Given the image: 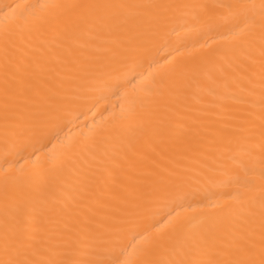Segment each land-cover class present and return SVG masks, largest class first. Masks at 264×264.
Returning a JSON list of instances; mask_svg holds the SVG:
<instances>
[{
    "label": "snow or ice",
    "instance_id": "obj_1",
    "mask_svg": "<svg viewBox=\"0 0 264 264\" xmlns=\"http://www.w3.org/2000/svg\"><path fill=\"white\" fill-rule=\"evenodd\" d=\"M6 8L0 264H264V0ZM181 30L224 46L152 71L154 47ZM121 89L104 127L61 140L74 112ZM53 140L58 155L16 166ZM214 188L228 191L200 219L143 227L159 204Z\"/></svg>",
    "mask_w": 264,
    "mask_h": 264
},
{
    "label": "bare ground",
    "instance_id": "obj_2",
    "mask_svg": "<svg viewBox=\"0 0 264 264\" xmlns=\"http://www.w3.org/2000/svg\"><path fill=\"white\" fill-rule=\"evenodd\" d=\"M41 0H0V9L8 11L7 5L13 4H36ZM3 13L0 12V17ZM209 41L212 49H220L224 46V41H210L208 36L197 35L195 32H186L181 30L179 34H173L166 40L160 41L153 49L151 59L159 60V65L152 71L164 65L169 59L175 60H188L190 58H197L208 49L203 45ZM179 49V51H174ZM144 74L147 75L150 71L147 64L144 66ZM133 85H128L127 90L130 92ZM124 89L117 95H111L106 99H101L95 106L90 109L83 107L71 116V123L68 124L63 132L60 134L61 140L67 141L68 139L83 140L90 135L91 131L102 128L110 119L114 110H119L121 107V95ZM63 148L60 140H53L47 144L40 153L30 154L31 150L25 151L20 154L16 159L18 160L17 167L24 170H29L37 165L43 163L56 155H58ZM226 188H214L211 191H201L200 194L194 198L186 200H176L168 203H161L155 209L152 215L147 217L143 223V227H150L153 223L159 221V226H163L165 221L169 219L168 213H179L181 217H191L194 220L200 219L202 213L207 211L206 205L209 201H214L222 193L227 192Z\"/></svg>",
    "mask_w": 264,
    "mask_h": 264
}]
</instances>
